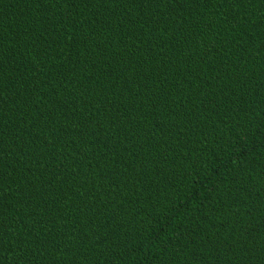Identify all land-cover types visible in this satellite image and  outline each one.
Wrapping results in <instances>:
<instances>
[{"label":"trees","instance_id":"obj_1","mask_svg":"<svg viewBox=\"0 0 264 264\" xmlns=\"http://www.w3.org/2000/svg\"><path fill=\"white\" fill-rule=\"evenodd\" d=\"M0 264H264V0H0Z\"/></svg>","mask_w":264,"mask_h":264}]
</instances>
